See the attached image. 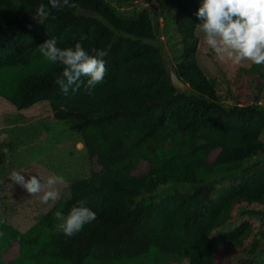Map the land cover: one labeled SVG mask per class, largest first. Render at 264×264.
I'll list each match as a JSON object with an SVG mask.
<instances>
[{"label": "trees", "instance_id": "trees-1", "mask_svg": "<svg viewBox=\"0 0 264 264\" xmlns=\"http://www.w3.org/2000/svg\"><path fill=\"white\" fill-rule=\"evenodd\" d=\"M163 1L180 36L172 67L183 90L171 84L153 3L129 11L115 0H73L77 9L60 11L48 0H0V96L22 110L48 101L53 116L80 134L89 160V174L65 184L26 230L0 217V264H223L215 254L229 248L246 251L241 264H264L254 256L256 242H247L248 219L215 232L235 204L264 203V103L220 98L217 77L197 58L200 0ZM40 5L49 11L44 23L32 17ZM48 38L61 48L80 42L89 54L107 50L108 71L93 95L87 77L62 93L55 78L63 66L38 50ZM246 71L264 78V66ZM216 175H235L234 182L215 191ZM168 183L190 188L157 196ZM81 199L96 219L72 237L58 233L55 212L67 214ZM13 246L17 254L5 260Z\"/></svg>", "mask_w": 264, "mask_h": 264}, {"label": "rangeland", "instance_id": "rangeland-1", "mask_svg": "<svg viewBox=\"0 0 264 264\" xmlns=\"http://www.w3.org/2000/svg\"><path fill=\"white\" fill-rule=\"evenodd\" d=\"M115 3L129 11L139 10L145 3L157 5L164 43L163 55L167 67H171L180 54V36L176 31L174 12L167 10L163 0H136L130 6H123L119 0H115ZM195 34L199 39L198 62L207 76L217 77L216 89L222 100L229 103L238 100L248 104L257 97L264 101V78L247 72L248 62L233 65L221 61L206 45L198 26ZM261 139L264 140V131ZM62 145H65L67 151ZM215 153L216 150L211 153L210 159ZM13 171L21 172L25 178L36 174L43 177L62 176L65 183L58 186L60 195L63 186L69 181L89 174L88 155L80 134L70 129L67 121L53 116L48 101L43 100L32 108L22 110L0 96V217L18 229L26 230L58 200L44 204L38 196L29 195L20 185L11 181ZM234 176L216 175L209 182L217 191L233 183ZM189 188L187 184L168 183L159 186L156 194L163 196L176 189L186 191ZM246 209H254L256 213H244ZM262 210L264 203H237L226 225L215 232L230 230L243 219H248L253 225V232L247 242H256L254 256L256 260H264V233H260L263 227ZM16 254L17 247L13 246L7 250L4 258L8 260ZM244 255L246 251L229 248L217 251L215 258L223 264H241ZM187 263L188 260L184 259L183 264Z\"/></svg>", "mask_w": 264, "mask_h": 264}, {"label": "clouds", "instance_id": "clouds-1", "mask_svg": "<svg viewBox=\"0 0 264 264\" xmlns=\"http://www.w3.org/2000/svg\"><path fill=\"white\" fill-rule=\"evenodd\" d=\"M48 3L51 8L60 11L79 7L73 0H48ZM195 16L200 21L197 26L203 33L206 45L221 61L233 65L248 62L249 66H264V0H200ZM32 17L44 23L49 17V11L40 5L35 8ZM38 50L45 60L63 66L55 83L64 94H68L70 89L75 91L82 82L81 78L87 77L86 91L93 95V90L104 80L108 71L103 59L108 55L105 49L93 48L92 54H89L80 42L61 48L57 46L55 38H48L38 45ZM10 179L29 195L38 196L44 204L58 200V186L65 183L59 175L43 177L36 174L25 178L21 172L16 171L11 173ZM55 218L56 231L72 237L81 232L86 224L94 221L96 213L81 199L67 214L56 211ZM3 222L0 220V223Z\"/></svg>", "mask_w": 264, "mask_h": 264}, {"label": "water", "instance_id": "water-1", "mask_svg": "<svg viewBox=\"0 0 264 264\" xmlns=\"http://www.w3.org/2000/svg\"><path fill=\"white\" fill-rule=\"evenodd\" d=\"M168 72L170 75L171 84L174 87H176L179 90H183L186 88L187 84L183 80L180 79V77L178 76V74L176 73V71L174 70L172 66L168 67ZM262 102L264 103V101Z\"/></svg>", "mask_w": 264, "mask_h": 264}]
</instances>
